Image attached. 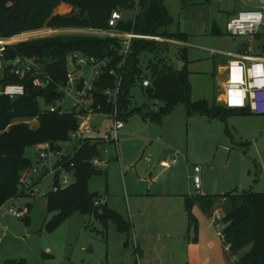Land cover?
<instances>
[{"label":"trees","instance_id":"16d2710c","mask_svg":"<svg viewBox=\"0 0 264 264\" xmlns=\"http://www.w3.org/2000/svg\"><path fill=\"white\" fill-rule=\"evenodd\" d=\"M62 3L72 7L70 12L57 13ZM134 9L135 0H0V39L6 40L26 32H38L47 29L70 30L67 33L50 34L5 44L1 65L4 72L0 76V85L23 84L25 93L16 97L0 95V208L18 196L32 192L21 189L20 179L25 169L34 164L26 155L30 145L47 142L54 150L64 151L63 164L73 173L70 185H60L59 176L55 173L52 189L48 192V209L54 212L48 227L57 226L75 212L88 214L107 226L112 222L117 230H129V222L114 208L105 202L96 205L95 201L104 198L98 192L89 189V180L93 175L102 173L92 162L101 159V147L104 142L95 137L73 139L72 134L79 128V121L74 113L52 112L49 107L57 105L63 99L60 86L66 82L69 56L81 53L99 59L110 58L115 65L121 59L119 51L122 41L117 37L96 35L75 30H103L109 28V18L113 10ZM171 17L164 0H141V8L134 19H125L116 26L123 32H135L140 35L160 36L164 38L185 40L186 34L169 33L166 26ZM214 33H222L214 26ZM171 44L164 41L134 38L131 52L125 67L124 82L120 94V106L125 119L138 114L151 121L160 123L163 118L174 111L178 104H184L187 114L204 115L225 120L232 113L216 101L192 100V85L189 78L187 48L179 50L182 67L174 64L169 55ZM151 51L145 73L141 65V55ZM17 56L35 57L40 71L25 75H13L10 72L11 62ZM35 78L45 82L36 84ZM149 78L151 85L144 87L142 80ZM114 77L104 73L97 83V100L104 111L109 110L103 91L114 85ZM140 89L148 102H160L158 110H149L150 104L131 107L135 97L134 90ZM40 100L48 107H41ZM147 108V109H146ZM35 118L36 126L32 127L28 119ZM76 148L67 156L69 143ZM62 143H66L63 147ZM43 173L51 171L44 167ZM217 195H200L186 198L189 218L193 220L191 207L193 202L203 208L214 205ZM218 197L226 202L224 216L227 242L231 244L232 254H238L239 264H264V192L244 190L232 191ZM4 264H27L21 259L8 258Z\"/></svg>","mask_w":264,"mask_h":264},{"label":"rangeland","instance_id":"374dc122","mask_svg":"<svg viewBox=\"0 0 264 264\" xmlns=\"http://www.w3.org/2000/svg\"><path fill=\"white\" fill-rule=\"evenodd\" d=\"M164 4L171 17L166 31L184 32L188 36L187 57L192 100H207L210 103L217 101L222 85L221 63L219 55L210 50L236 51L241 39L235 40L226 32L229 13L234 8H245L246 4L262 5L264 0H238L235 4L232 0H164ZM63 9L62 13L69 11V8ZM136 13V8L125 9L124 17L134 19ZM215 24L222 33L213 32ZM64 32L71 31L65 30L61 33ZM47 35H50V32L45 30L26 32L17 35L18 38L14 40L10 38L8 43ZM175 48L179 49L181 46L176 45ZM173 52H168L171 58ZM152 57L151 51L141 55V65L145 73ZM173 62L179 65L175 58ZM3 72L4 65H1L0 76ZM1 91L0 85V95ZM70 92L71 89H68L62 101L56 103L63 111H68L73 105L74 100ZM133 93L135 97L131 107L148 102L140 89H135ZM148 103L151 111L158 110L162 105L160 102ZM40 104L41 107H48L42 100ZM181 109L185 110L182 103L175 107L174 116L172 113L164 119L171 117L169 125L178 129L175 134L177 143L184 145L189 142L188 160L191 169L194 165L201 167L199 174L204 188L208 186V190L217 195L215 207L226 208V202L218 197L219 194L244 190L264 192V115L228 114L224 122L216 118L196 116L189 124L184 121L180 125L177 115ZM138 116L135 115L136 118H139ZM98 119L102 122L99 135L104 136L109 129L106 127L111 123L102 116H98ZM28 120L32 127L36 126L35 118ZM169 125L167 124L166 128ZM113 145L111 150L115 149V144ZM62 146L65 147L66 143H62ZM101 149L104 151L103 147ZM26 155L34 165L40 164V168L34 170V177L39 179L41 175L43 178L33 185V192L8 200L0 208V226L5 230L0 235V264H4L8 258H23L27 264H136L133 242L129 241V247H126L124 242L127 241V235L117 232L112 223L106 230L90 215L75 212L57 226L48 227L47 223L55 213L48 209L47 194L52 189L55 174L49 171L43 175L45 168L42 167L50 169L52 159L41 158L35 145L27 147ZM179 159L181 163V153ZM156 160L159 162L160 158ZM71 180L73 181V178ZM104 187L105 178L101 173L93 175L89 180L91 191L104 194ZM9 207L24 208L27 215L18 217L9 214L6 211ZM138 264H142L140 259Z\"/></svg>","mask_w":264,"mask_h":264},{"label":"crops","instance_id":"0c3cea01","mask_svg":"<svg viewBox=\"0 0 264 264\" xmlns=\"http://www.w3.org/2000/svg\"><path fill=\"white\" fill-rule=\"evenodd\" d=\"M232 1L234 4L238 2V0ZM263 5L246 4L245 8ZM63 8H69L68 12L72 9L70 5L62 3L57 7L56 12L62 13ZM245 8H234L229 13V19L237 11ZM124 19L127 18L124 17ZM214 26L220 29L216 24ZM226 32L229 35L228 30ZM186 37L185 40L173 39L176 42L171 45L175 62H182L183 65L179 50L188 48V36L186 35ZM16 38L18 37L14 36L11 40ZM234 39H241L234 52H239L248 43V39L245 37H235ZM9 40H6V44L10 42ZM176 45H180L181 48L176 49ZM250 45L252 47L251 54H264V29L250 41ZM210 51L219 55L221 63L222 85L216 101L219 103L225 86L226 64L231 56L222 54L225 51ZM223 58H226L227 62H222ZM1 64L0 59V66ZM182 66L179 65V67ZM185 111L186 107L185 110L181 109L177 115L180 119L179 122L176 121L181 123L180 125L184 121L189 124L190 120L196 116H204H190ZM246 113L251 112L246 111ZM246 113L232 110L231 114ZM135 115L138 114L125 119V126L119 132L115 149L111 150V147L114 146L111 144L103 152V161L97 168L101 170V174L105 178V187L103 188L105 193L96 192L103 195L105 203L117 210L129 222L128 231L121 232L117 228L116 230L127 235V241L124 242L126 247H129V241L133 242L134 253L137 257L136 264L139 259L142 264H235L230 259L214 227V223L218 219H222L225 212L223 207H215L217 200L209 208H203L200 204L193 202L191 207L193 220L189 218L186 207L187 197H194L197 194L214 195L208 190V186L204 188L202 180L201 189L197 191L195 188L193 175L196 165L191 169L192 166L188 160L189 142L187 141L184 145L177 143L175 134L178 129L169 125L171 117L163 118L162 122L157 123L141 115L136 118ZM92 120L95 129L90 136L101 137L99 132L102 122L99 121L98 116H94ZM219 120L224 122L222 119ZM167 124L169 127L166 128ZM109 125L106 129L109 128ZM226 131L228 133V129ZM93 133L96 135H92ZM179 153H181V163H179ZM158 158H160L159 162L156 160ZM173 158H177V161L173 162ZM51 164L53 165L54 161ZM34 175L33 172L32 182L34 184L43 178L39 175V179H37V176L34 177ZM222 199L224 200V198ZM94 219L106 230L112 223L109 222L105 226L96 218Z\"/></svg>","mask_w":264,"mask_h":264},{"label":"built area","instance_id":"2783aa9c","mask_svg":"<svg viewBox=\"0 0 264 264\" xmlns=\"http://www.w3.org/2000/svg\"><path fill=\"white\" fill-rule=\"evenodd\" d=\"M136 15L139 13L141 8V0H135ZM260 14L262 19L260 22L256 21H241V15H255ZM124 19V11L120 9H115L112 11L109 18V28L103 30H75V32H85L96 35H105L119 38L123 43V48L119 51L120 61L115 65H111L112 61L110 58L99 59L93 56H86L81 53H73L69 56L67 65L66 82L64 85L60 86V91L63 94L67 93L68 89H71L70 96L74 100L71 109L68 111H63L58 105H51L49 109L54 111L74 113L79 121V128L76 132L72 134L73 139H81L84 137H91V132L95 129L93 127L92 118L94 116H102L110 121V126L107 133L104 136L98 138L104 142V151L107 150L108 146L111 144H117L119 132L125 126V115L120 106V94L125 76V67L128 61V57L131 52L132 41L134 38H142L149 40H157L168 42L173 45L176 41L171 38H164L160 36H148L140 35L135 32H123L116 29L119 22ZM231 25V27H230ZM264 29V5L261 7H249L237 11L227 23V30L232 37H245L248 39V43L239 52H222L231 56L228 63L226 64V80L225 86L222 92L221 104L228 108L229 110H240L247 108L248 112L264 115V88H252L245 94V102L241 106H229L227 103V91L231 89L232 85L229 83L231 78V67L230 62L238 61L241 66L244 67V80L245 84L240 85V87H247V84L251 80L257 79V77L249 78L248 69H250L253 64H264V54H251L250 41L256 37V35ZM50 34H58L57 32H63L64 29H47ZM7 40V39H6ZM6 40L0 39V54L3 55L4 46ZM172 49V48H171ZM85 67H88L87 69ZM40 71L39 62L35 57L28 56H17L11 62L10 72L13 75H25L26 73L32 71ZM106 73L114 77V85L112 87H107L103 91V95L109 104V110L104 111L102 104L98 102L96 89L97 83L101 81L102 75ZM36 84L45 85L46 83L41 81L39 78H35ZM142 85L147 87L151 85V80L149 78H144L142 80ZM3 94L9 97H16L23 95L25 93V87L23 84L9 83L6 84L1 91ZM255 105V107H253ZM36 148L40 154L41 158L47 159L51 158L54 164L50 168L51 172L58 174L60 185L66 187L71 184L73 178L72 171L68 170L63 164H59L58 161L62 160V155L64 151L54 150L51 148L50 144L47 142L39 143ZM102 151V152H104ZM103 157V156H102ZM173 162L177 161V158L172 159ZM103 161V158H95L92 160L94 165L98 167L99 163ZM46 166H43L44 168ZM40 164H35L32 168L25 169L22 173L20 183L21 189L24 191H29L32 185L33 172L38 170ZM195 174L193 175L194 185L197 191L201 189V177L200 171L201 167L196 165L194 167ZM33 192V190H32ZM105 202L104 198L95 201V204H101ZM7 213L16 215L18 217H25L27 215V210L24 208L15 209L9 207ZM226 224L222 219H218L214 223V227L218 237L223 242L224 248L227 251L230 259L235 263H240V257L238 254H232L230 247L231 244L227 242L225 234Z\"/></svg>","mask_w":264,"mask_h":264},{"label":"clouds","instance_id":"9594fccd","mask_svg":"<svg viewBox=\"0 0 264 264\" xmlns=\"http://www.w3.org/2000/svg\"><path fill=\"white\" fill-rule=\"evenodd\" d=\"M262 16L260 14L255 15H241V21H256L260 22ZM231 27V25H230ZM231 78L229 83L232 85L231 89L227 91V103L229 106H241L245 102V94L252 88H264V64H253L248 69L249 78L257 77L255 80H251L247 84V87H240L245 84L244 80V67L239 64L238 61L230 62ZM224 99V97H221ZM255 107V105H253Z\"/></svg>","mask_w":264,"mask_h":264},{"label":"water","instance_id":"95a60500","mask_svg":"<svg viewBox=\"0 0 264 264\" xmlns=\"http://www.w3.org/2000/svg\"><path fill=\"white\" fill-rule=\"evenodd\" d=\"M221 61L222 62H227V59L223 58V59H221ZM179 65L182 66L183 63L180 62ZM85 68L87 69L88 67H85ZM239 111H241L243 113H246V111L248 112V109L244 108V109H240ZM75 148H76V144L75 143H73V142L69 143L67 145V148H66V150H67L66 155L69 156L73 152V150H75ZM2 234H3V229L0 228V235H2Z\"/></svg>","mask_w":264,"mask_h":264}]
</instances>
